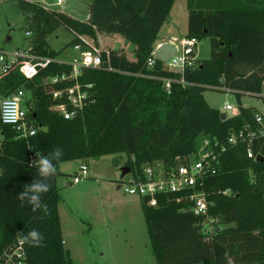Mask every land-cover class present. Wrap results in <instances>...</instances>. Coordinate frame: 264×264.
Listing matches in <instances>:
<instances>
[{
	"label": "trees",
	"instance_id": "trees-1",
	"mask_svg": "<svg viewBox=\"0 0 264 264\" xmlns=\"http://www.w3.org/2000/svg\"><path fill=\"white\" fill-rule=\"evenodd\" d=\"M176 0H93V21L88 23L64 11L45 6L42 0H18L32 34L31 52L52 59L36 65L27 75L20 59L0 75V94L26 93L29 124L36 133L27 137L0 117V259L3 252L31 229L44 237L43 246L24 242L28 264H75L65 246L58 184L66 175L61 164L81 160L85 164L105 155L124 154L125 166L136 180H146L145 167L162 163L166 168L182 163L197 152L205 138L220 154V166L204 185L210 205L208 215L183 210L176 195L157 194L158 204L141 203L152 252L158 264H264V140L255 139L257 158L247 156L244 142L230 145L232 131L246 124L256 127L254 106H240L235 116L221 117L204 96L209 88H227L239 97L260 91L264 80V0H187V37L211 38V57L198 60L182 73L148 59L159 40ZM31 27V28H30ZM73 38L63 49L49 46L48 37L58 28ZM99 35H119L133 46L130 58L123 48L102 51V66L85 68L79 81L92 84L93 103L75 118L66 119L54 109L53 92L74 80L52 83L57 75L70 74L69 62L57 60L69 46L82 44L80 36L99 46ZM184 77L183 85L178 80ZM163 78L174 79L170 91ZM226 146L225 151L222 147ZM62 149L53 161L57 172L51 190L42 195L46 210L32 211L18 193L38 178L31 164L41 155ZM87 165V164H86ZM88 166V165H87ZM229 190V193L224 191ZM215 219V230L207 223Z\"/></svg>",
	"mask_w": 264,
	"mask_h": 264
},
{
	"label": "rangeland",
	"instance_id": "rangeland-1",
	"mask_svg": "<svg viewBox=\"0 0 264 264\" xmlns=\"http://www.w3.org/2000/svg\"><path fill=\"white\" fill-rule=\"evenodd\" d=\"M55 1L45 0L42 3L47 7H50L48 4L55 5L56 8L54 6L50 8L68 11L84 20L89 18L90 6L93 3V0H66L63 5H57ZM187 25V0H176L160 35L182 38L187 34ZM27 27L29 26L18 0H0V48L3 52L12 54L27 46L29 43ZM72 38L69 30L60 27L48 37V43L51 48L60 50ZM98 41L99 47L103 50L123 46L130 58L133 55L129 48L131 45L125 46L121 37L101 35ZM89 42L93 44L91 40ZM76 56L77 51L73 46H69L57 59L71 62ZM198 56L201 59L211 57L210 37L199 40ZM204 96L210 106L221 111L227 103L237 107L254 106L264 110V102L259 101L254 94L244 93L239 97L231 90L209 88L205 90ZM3 98L0 94V104ZM227 114L233 115L231 111ZM126 160L127 156L124 154L105 155L100 159L90 160L86 162L88 165L86 175L81 171L80 166L85 164L81 160L61 164V169L66 175L58 179L62 195L59 210L66 235L70 237V243L76 246L73 252L75 264H158L152 252L142 211L136 213L131 209L118 210L122 203L134 198L137 200L136 196H131L125 193L123 188H118L124 179L121 175ZM75 176L80 177V182H74ZM125 178H129V174ZM112 207L116 213L113 224ZM120 221H129L133 227H127L125 233ZM136 222L139 225L135 224ZM215 222L211 224L212 231L215 230ZM114 235H117V238L112 240Z\"/></svg>",
	"mask_w": 264,
	"mask_h": 264
},
{
	"label": "built area",
	"instance_id": "built-area-1",
	"mask_svg": "<svg viewBox=\"0 0 264 264\" xmlns=\"http://www.w3.org/2000/svg\"><path fill=\"white\" fill-rule=\"evenodd\" d=\"M64 2L65 0H56L57 5H63ZM27 35H31V33L27 32ZM80 38L90 48L84 50L82 49V44H76L74 49L78 55L69 62L72 66L70 74L64 73L51 79L52 83L74 80L71 86L53 92L54 98L59 100L53 108L60 111L66 119L75 118L88 104L95 101L91 92L93 85H83L79 81V76H81L83 69L99 68L103 63V49L97 45L90 44V38L84 36H80ZM164 42H169L175 48L174 54L167 61H163L166 63L167 69L183 74L187 67L195 68L198 65L199 39L184 36L157 43L151 57L148 59L149 66L152 67L156 59L159 58V47ZM121 47L123 48V46ZM129 48L133 52V47L130 46ZM20 59H29L23 66V70L28 76L36 72V65L45 66L52 60L34 55L31 52V44L23 49L16 50L12 54H6L0 50V75L8 73L12 67L18 64ZM163 80L165 88L170 91L174 79L163 78ZM178 81L183 85L188 83L184 77ZM226 90L231 89L227 88ZM254 95L257 96L259 101L264 102V80L260 91ZM229 111L233 114L231 116H235L241 112V109L240 106L237 107L227 103L221 112H225L229 116L227 114ZM0 117L4 124L18 129L22 136L27 137L36 133V128L29 124L28 121V109L25 107V93L22 89L16 90L10 96L3 98L0 105ZM255 122L256 127L246 124L239 132L232 131L228 139L230 145L244 142L247 147V156L252 159L257 158L252 148L254 140H264V110L258 109L255 114ZM225 149L226 146L224 145L222 151H225ZM220 154L212 147L211 140L205 138L197 152L190 155L186 162L182 163L180 157H178L177 160L179 162L170 168H166L162 163L147 165L144 169L146 180H136L131 175L126 179L124 176L125 180H122L121 188L129 195L140 198L149 197L148 203L152 206L158 204L157 194H173L176 195L174 197L176 202L186 204L183 206V210H189L196 215H208L209 207L213 202L209 200L208 192L204 189V185L210 176L217 173L220 166ZM80 168L84 175L88 174V166L86 164H82ZM79 181L80 177L75 176L74 182ZM224 193H229V190L224 191ZM214 221L216 220L210 219L208 221L207 233L211 234L214 232L211 228V224ZM0 264H28L22 238H18L16 242L3 252Z\"/></svg>",
	"mask_w": 264,
	"mask_h": 264
},
{
	"label": "clouds",
	"instance_id": "clouds-1",
	"mask_svg": "<svg viewBox=\"0 0 264 264\" xmlns=\"http://www.w3.org/2000/svg\"><path fill=\"white\" fill-rule=\"evenodd\" d=\"M62 156V149L56 148L49 155H41L38 159H33L31 164L37 168L38 178L30 184L24 186L23 191L18 193V198L22 202L31 205L32 211L46 210L47 205L42 203V195L51 190L50 180L56 175L57 169L53 161ZM25 243L33 247L43 246L44 237L36 229L29 230L22 236Z\"/></svg>",
	"mask_w": 264,
	"mask_h": 264
},
{
	"label": "crops",
	"instance_id": "crops-1",
	"mask_svg": "<svg viewBox=\"0 0 264 264\" xmlns=\"http://www.w3.org/2000/svg\"><path fill=\"white\" fill-rule=\"evenodd\" d=\"M42 1H44L45 2V0H42ZM66 1V0H65ZM93 2V1H92ZM55 3H56V1H55ZM65 3V2H64ZM48 4V3H47ZM93 4V3H92ZM91 4V5H92ZM50 7L51 6H54L55 7V5H52V4H48ZM91 7V6H90ZM56 8V7H55ZM61 11H64V10H62V9H60ZM64 12H66V13H68V14H70V15H72V16H74V17H76V18H78V19H81V20H84L83 18H81V17H78V16H75V15H73V14H71L70 12H68V11H64ZM87 20V19H86ZM85 20V21H86ZM166 23V22H165ZM165 25V24H164ZM188 26V25H187ZM163 28V27H162ZM162 30V29H161ZM27 32H30L31 33V31L29 30V28L27 27V30H26V34H27ZM161 32V31H160ZM28 37H29V43L27 44V45H29V44H31V41H32V33H31V35H27ZM101 35H99V37H100ZM113 36H116V37H120L119 35H113ZM160 37H159V40H158V42L157 43H159V42H162V41H165V40H169V39H172V38H175V37H178V36H174V35H171V36H167V35H165L164 37H161V35H159ZM91 40V39H90ZM92 41V40H91ZM93 42V41H92ZM94 44V43H93ZM95 45V44H94ZM131 47H133L132 45H131ZM25 48V47H24ZM23 49V48H22ZM0 50H1V48H0ZM2 51V50H1ZM78 55V54H77ZM58 60V59H57ZM1 105V104H0ZM62 170V169H61ZM123 176L121 175V178H122ZM80 182V181H79ZM119 183H121V181H119ZM73 183H70V185H72ZM118 188H121V184H119L118 185ZM131 196H133V195H131ZM137 197V196H136ZM59 206H60V204H59ZM133 210L134 212H139V210H141L142 211V213H143V215H144V212H143V208H142V203H141V199H140V197H137V200L134 198L133 200H130L129 202H126V203H122L121 205H119L118 206V210L119 211H122V210ZM59 212H60V210H59ZM115 212L113 211V207H112V224L114 223V218L116 217L115 216ZM60 216H61V213H60ZM144 219H145V217H144ZM61 220H62V218H61ZM120 223L122 224V226H124V232L126 233V228L127 227H130L131 226V228L133 227L132 226V223H130L129 221H120ZM145 223H146V220H145ZM135 224H138L137 222L135 223ZM62 225H63V223H62ZM139 225V224H138ZM146 228H147V233H148V227H147V223H146ZM62 230H63V236H64V241H65V246H66V248L67 249H69L70 250V252H71V256H72V258H73V252H74V250H75V248H76V246H75V244L74 243H70L71 242V239H70V237L69 236H67L66 235V232H65V230H64V225L62 226ZM116 232V231H115ZM114 232V233H115ZM148 236H149V233H148ZM131 237H133V235H131ZM116 239L117 238V235H114V237L112 238V240L113 239ZM118 240V239H117ZM149 240H150V236H149ZM154 255V254H153ZM156 258V257H155ZM74 260V259H73ZM157 260V259H156Z\"/></svg>",
	"mask_w": 264,
	"mask_h": 264
},
{
	"label": "water",
	"instance_id": "water-1",
	"mask_svg": "<svg viewBox=\"0 0 264 264\" xmlns=\"http://www.w3.org/2000/svg\"><path fill=\"white\" fill-rule=\"evenodd\" d=\"M94 9H95V5L92 4L90 7L89 18L86 20L88 23H91L93 21ZM174 52H175L174 46L169 42H164L159 47L158 57L162 61H167L170 58V56L174 54ZM226 116H227L226 113L222 112L221 117L226 118ZM129 171L130 168L128 166L122 167V176L123 177L126 176L129 173Z\"/></svg>",
	"mask_w": 264,
	"mask_h": 264
}]
</instances>
